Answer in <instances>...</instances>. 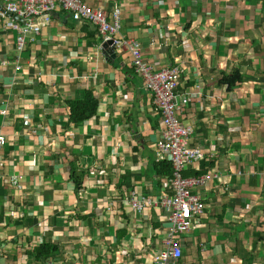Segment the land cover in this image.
<instances>
[{
	"label": "crops",
	"instance_id": "obj_1",
	"mask_svg": "<svg viewBox=\"0 0 264 264\" xmlns=\"http://www.w3.org/2000/svg\"><path fill=\"white\" fill-rule=\"evenodd\" d=\"M89 4L120 9L117 37L153 70H178L175 118L205 156L183 177L208 176L191 190L199 223L176 237L181 261L264 264V0ZM11 19L0 17V264H153L166 214L129 201L172 192L155 152L161 117L129 51L107 55L93 26L57 10L18 53ZM85 93L96 113L74 122L68 102ZM42 244L56 251L36 258Z\"/></svg>",
	"mask_w": 264,
	"mask_h": 264
},
{
	"label": "built area",
	"instance_id": "obj_2",
	"mask_svg": "<svg viewBox=\"0 0 264 264\" xmlns=\"http://www.w3.org/2000/svg\"><path fill=\"white\" fill-rule=\"evenodd\" d=\"M90 0H4V9L0 17L7 14L16 16L17 20H5L4 30L16 34L15 45L22 53L27 43L41 30L50 24L53 14L64 11L74 21L87 22L93 26L103 43H112L117 48H125L131 55V66L153 97L162 123L161 142L156 144L155 152L159 163L168 162L172 166V176L166 178L165 188L172 196L163 194L157 202L145 198L130 199L129 203L135 212H142L145 207L159 206L166 214L169 229L163 240V248L153 255V264H184L181 245L177 236L186 234L199 223L203 215L201 200L191 193L192 188L204 185L208 176L184 178L183 172L191 165L203 161L205 156L199 148L189 147V137L193 130L182 125L175 118V91L178 83V70L164 68L153 70L142 58L141 46L134 40L119 39L120 9L114 7L107 14L101 9L90 6ZM188 100H182L186 104ZM6 145L5 137L0 133V152ZM104 172H91V175H102Z\"/></svg>",
	"mask_w": 264,
	"mask_h": 264
},
{
	"label": "trees",
	"instance_id": "obj_3",
	"mask_svg": "<svg viewBox=\"0 0 264 264\" xmlns=\"http://www.w3.org/2000/svg\"><path fill=\"white\" fill-rule=\"evenodd\" d=\"M242 78L239 74H233L232 76H227L222 79L223 82L228 85L234 81H241ZM90 93H85L84 97L79 101H69L68 106L70 109V118L74 122H82L85 119L91 118L96 113L97 103L91 98ZM158 172L163 177L169 178L172 174V166L168 162H163L158 164ZM56 251L55 246L50 244H42L38 249L35 250V257H49Z\"/></svg>",
	"mask_w": 264,
	"mask_h": 264
},
{
	"label": "water",
	"instance_id": "obj_4",
	"mask_svg": "<svg viewBox=\"0 0 264 264\" xmlns=\"http://www.w3.org/2000/svg\"><path fill=\"white\" fill-rule=\"evenodd\" d=\"M8 16L14 20H17L16 16H14L12 14H7V17ZM102 49H103V52H105L107 55H109V56L114 55L115 47L113 46L112 43H110V42L109 43H103Z\"/></svg>",
	"mask_w": 264,
	"mask_h": 264
}]
</instances>
